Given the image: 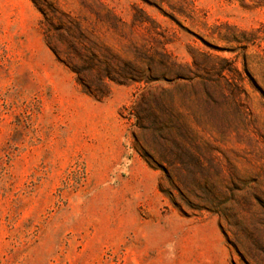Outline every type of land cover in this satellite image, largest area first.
I'll use <instances>...</instances> for the list:
<instances>
[{"label":"rangeland","instance_id":"1","mask_svg":"<svg viewBox=\"0 0 264 264\" xmlns=\"http://www.w3.org/2000/svg\"><path fill=\"white\" fill-rule=\"evenodd\" d=\"M0 264H264V0H0Z\"/></svg>","mask_w":264,"mask_h":264},{"label":"trees","instance_id":"2","mask_svg":"<svg viewBox=\"0 0 264 264\" xmlns=\"http://www.w3.org/2000/svg\"><path fill=\"white\" fill-rule=\"evenodd\" d=\"M74 70V69H73ZM74 72L76 73V74H80L78 71H75L74 70ZM80 82H81V80H80ZM104 87L106 88V85H104ZM87 89V91L89 92V89L88 88H86ZM90 94H92V92H89ZM107 93L108 92H106V89H105V91H101V92H99L98 94H96V97H98V98H104V97H106L107 96Z\"/></svg>","mask_w":264,"mask_h":264}]
</instances>
